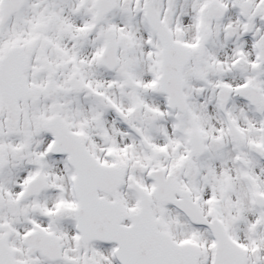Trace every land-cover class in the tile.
Here are the masks:
<instances>
[{"label": "snow or ice", "instance_id": "obj_1", "mask_svg": "<svg viewBox=\"0 0 264 264\" xmlns=\"http://www.w3.org/2000/svg\"><path fill=\"white\" fill-rule=\"evenodd\" d=\"M0 264H264V0H0Z\"/></svg>", "mask_w": 264, "mask_h": 264}]
</instances>
